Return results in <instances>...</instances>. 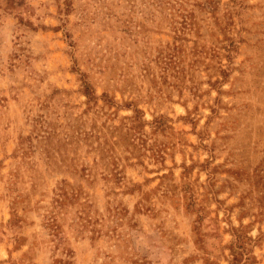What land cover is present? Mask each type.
<instances>
[{
    "label": "rangeland",
    "instance_id": "rangeland-1",
    "mask_svg": "<svg viewBox=\"0 0 264 264\" xmlns=\"http://www.w3.org/2000/svg\"><path fill=\"white\" fill-rule=\"evenodd\" d=\"M0 264H264V0H0Z\"/></svg>",
    "mask_w": 264,
    "mask_h": 264
}]
</instances>
